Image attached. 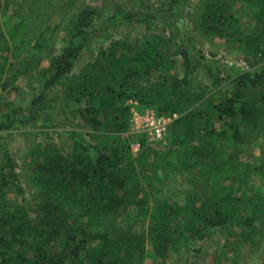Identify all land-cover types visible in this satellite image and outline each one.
<instances>
[{"label":"trees","instance_id":"16d2710c","mask_svg":"<svg viewBox=\"0 0 264 264\" xmlns=\"http://www.w3.org/2000/svg\"><path fill=\"white\" fill-rule=\"evenodd\" d=\"M241 1L252 7L249 32L231 0H204L196 10L200 34L225 35L245 45L243 67L224 77V70L210 67L189 37L183 41L178 24L165 20L159 21L160 35L139 45L125 38L114 40L112 48L98 45L92 59L75 69L83 50L106 29L98 26L102 8L80 6L77 0H0L2 11L15 19L7 30L0 22V59L8 58L6 72L25 79L34 92L25 118L20 108L2 114L0 132L25 122L36 129L58 124L67 128L62 133L69 140L64 145L49 137L28 148L27 193L17 160L0 135V264H142L147 241L154 261L164 263L179 242L202 244L229 222L252 232L254 222L239 206L248 192L264 196V181L235 194V183L224 184L241 166L235 145L241 128H256L264 117V0ZM59 13L65 44L43 67L42 58L30 51L46 44L43 33ZM115 13L117 19H108L113 24L153 21L145 12L132 15L119 8ZM174 58L184 68L180 75L166 74ZM200 69L209 83L193 80ZM153 71L157 77L150 80ZM1 84L0 75V89ZM151 98L157 114L176 117L164 143H148L139 134L140 151L129 159L127 101L151 108ZM197 104L204 109L197 110ZM59 113L67 115L65 122L54 123ZM215 144L226 147L227 154L221 155ZM155 162L162 170L201 174L214 185L211 198L191 218L186 203L156 198L159 188L139 178V171ZM253 174L264 179V163ZM126 218L134 224L122 228ZM139 223H146V232L134 227Z\"/></svg>","mask_w":264,"mask_h":264},{"label":"rangeland","instance_id":"374dc122","mask_svg":"<svg viewBox=\"0 0 264 264\" xmlns=\"http://www.w3.org/2000/svg\"><path fill=\"white\" fill-rule=\"evenodd\" d=\"M19 2L20 0H15ZM169 0H112L109 4H103V1L93 0H77L80 6L90 5L92 7L102 8V20L99 22V27L104 26V31L96 34V38L91 42L90 48H85L80 58L76 61L75 69L82 63L92 59L96 51V47L101 45L105 48H110L111 43L117 39H129L132 43L139 45L141 40L149 38L148 36L160 35L158 29L159 21H167V25H179L182 33V39L188 37L192 40L191 43L202 50L205 60L210 67H221L224 70L222 76L231 77L235 75L243 67L242 56L244 51L243 41L229 38L225 35L208 34L203 36L195 28L197 7L201 5L204 0H186L178 5L169 6ZM233 3L232 11L235 16L243 20L244 32L250 31V21L247 13L251 12L252 7L241 0H231ZM105 5H109L108 7ZM103 8H106L105 10ZM119 8L126 9L129 13H137L138 11L145 12L147 15L153 17V21L149 22L137 21L135 18L131 20L119 19L114 24L108 19H117L115 11ZM162 11L160 12V10ZM100 11V10H99ZM7 12L0 8V22L1 29L7 30L9 24L15 22L14 18H9ZM138 14V13H137ZM136 14V16H138ZM61 13L56 14L54 18L48 23V29H45L43 36L46 44L41 46V49H31L30 55L40 56L42 58V66H47L53 54L59 52L65 42L62 40V31L58 26V21ZM155 21V22H154ZM158 24H155L157 23ZM158 25V26H157ZM112 48V47H111ZM197 56V52H194ZM9 64V59L2 61L0 59V75L1 86L0 89V117L2 114L12 113L15 109L20 108L21 116L26 117V109L28 103L33 97L34 92L26 87V81L22 77L15 78V75H10L6 72V67ZM206 64V65H207ZM183 66L180 59L174 58V62L168 68L166 74L176 75L182 74ZM165 72V71H164ZM203 69L197 72L193 80L198 83H209V79L204 74ZM157 72L153 71L150 80H155ZM161 94V93H160ZM165 94H161L163 97ZM153 98L149 99L152 104L151 109L155 110L156 103H152ZM154 104L156 106H154ZM149 108V107H148ZM197 110L204 109L201 105H196ZM66 114L59 113L54 115L53 122H65L64 116ZM67 116V115H66ZM75 123H80L75 121ZM65 126L53 125L49 128H35L30 122L24 124H17L13 126L9 132L1 131L0 135L4 137L5 144L10 153L14 154L19 170L22 174L24 186L27 193L29 187L27 182L26 154L28 148L33 143H41L49 137L58 143L64 145L69 144V140L65 134ZM169 130V128H168ZM168 133V131H167ZM127 137L128 148L125 149V154L129 159H132L140 151L138 140L139 134H124ZM143 135V134H142ZM168 135V134H167ZM146 137V136H145ZM148 143H153L146 137ZM164 143V141H163ZM236 147L238 150V157L241 166L233 175V178L227 180L224 184L235 183L232 190L233 194L238 190L244 191L251 188V184L259 185L264 181L258 175L253 173L257 171L258 166L264 163V117H261L260 122L256 128L249 129L248 127L241 128V135L237 138ZM207 149L208 153L211 150L209 147L202 145ZM214 147L221 151V155L227 154V148H221L215 144ZM2 152L0 150V162L2 161ZM248 165V167H247ZM139 178L144 181H149L154 188H159V193H155L156 198H166L169 201H174L177 205L187 204L191 218L192 214L198 211L202 202H208L213 191V184L207 183L202 175L197 172L191 173L181 170L172 171L169 167L162 170L159 163H152L147 170L139 171ZM250 178L251 180H248ZM247 179V180H246ZM146 183V182H145ZM186 197H189L187 199ZM250 197V198H249ZM148 204L151 205L154 198H148ZM243 204L239 206L242 213L252 219L253 230L250 233H244L240 228L235 226L232 222L227 223V226L215 232L204 243L187 240L186 242H179L175 251H171L166 262L160 263L154 261L150 253V242L147 241V250L142 264H264V196L262 193L248 192V198L243 200ZM133 212V209H131ZM130 219H121V227H130L134 223ZM245 222L244 219L241 223ZM137 223V222H136ZM246 224V222H245ZM136 229H141L146 232V223L135 224ZM187 248V250H185Z\"/></svg>","mask_w":264,"mask_h":264},{"label":"built area","instance_id":"2783aa9c","mask_svg":"<svg viewBox=\"0 0 264 264\" xmlns=\"http://www.w3.org/2000/svg\"><path fill=\"white\" fill-rule=\"evenodd\" d=\"M129 125L125 134H144L151 141H165L172 117L157 114L155 110L142 106L138 100L127 101Z\"/></svg>","mask_w":264,"mask_h":264},{"label":"crops","instance_id":"0c3cea01","mask_svg":"<svg viewBox=\"0 0 264 264\" xmlns=\"http://www.w3.org/2000/svg\"><path fill=\"white\" fill-rule=\"evenodd\" d=\"M79 67H80V66H79ZM79 67H78V68H79Z\"/></svg>","mask_w":264,"mask_h":264}]
</instances>
